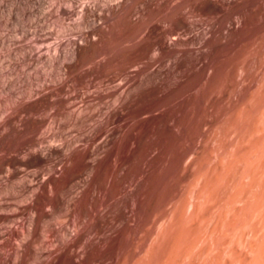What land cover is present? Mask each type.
<instances>
[{"label":"rangeland","instance_id":"obj_1","mask_svg":"<svg viewBox=\"0 0 264 264\" xmlns=\"http://www.w3.org/2000/svg\"><path fill=\"white\" fill-rule=\"evenodd\" d=\"M23 1L0 0L27 54H0V173L37 185L51 264H264V0Z\"/></svg>","mask_w":264,"mask_h":264},{"label":"bare ground","instance_id":"obj_2","mask_svg":"<svg viewBox=\"0 0 264 264\" xmlns=\"http://www.w3.org/2000/svg\"><path fill=\"white\" fill-rule=\"evenodd\" d=\"M23 1V0H22ZM29 1V0H28ZM28 1H26V3L28 2ZM33 1V0H32ZM36 1H38V0H35V2ZM40 1V3H44V4H46V0H45V2L43 1V2H41V0H39ZM38 1V2H39ZM53 1V2H52ZM51 2L52 3H50V5L52 6V4L54 5V4H59L61 1L60 0H52ZM24 2V1H23ZM67 2V1H66ZM22 3V2H21ZM25 2H24V4L23 5H25L26 4ZM29 4V3H28ZM28 4H27V6H28ZM34 4V3H33ZM32 3H30L29 4V6L30 5H33ZM65 5V3L63 2L61 5ZM67 4L68 3H66V8H68V6H67ZM41 5V4H40ZM60 5V6H61ZM27 6H25V7H27ZM28 6V7H29ZM34 6V5H33ZM55 6V5H54ZM59 5H58V8L60 7ZM31 7V6H30ZM38 7H42V5L41 6H38ZM38 7L36 6V8L38 9ZM55 7H57V5L55 6ZM34 8V7H33ZM52 8V7H51ZM50 8V9H51ZM29 9V8H28ZM54 9V8H53ZM53 9H51L52 11H53ZM39 10V9H38ZM49 10V9H48ZM59 10V9H58ZM68 10V9H67ZM67 10H64L63 9V7L61 6L60 7V11H62V13L63 14H67L68 13V11ZM32 11H34V9L32 10ZM29 12H31V10H29ZM25 13V12H24ZM23 13V14H24ZM33 13V12H32ZM37 13V12H36ZM49 13H52V12H49ZM48 13V14H49ZM30 14V13H29ZM45 16V15H44ZM42 17V16H41ZM48 17V16H47ZM35 20H37V19H35ZM23 26V25H22ZM26 26V25H25ZM31 27V26H30ZM33 28V27H32ZM24 29H25V27H24ZM28 29V28H27ZM33 30V29H32ZM27 32V31H26ZM26 32H23L22 31V34L23 33H26ZM33 31H31V34L33 35L32 36V38H34V42L33 41H29V42H32V44L33 43H39V41H41L42 42V40H39L38 39V41H36L37 40V33H35V32H33ZM30 33V32H29ZM28 33V34H29ZM27 34V36L24 34V36L23 37H28V36H30V35H28ZM8 34H6V35H2V36H5L6 38H8V42H11L9 39H13V38H9V37H11V35H9V37L7 36ZM17 36H19V34L17 35ZM16 36V37H17ZM1 39H3L2 37H0ZM14 39H16V41H18L17 40V38H14ZM36 39V40H35ZM33 40V39H32ZM4 41V40H3ZM15 40H13V44H14V42H16ZM25 41V40H24ZM44 41V40H43ZM47 41L48 40H46V43H47ZM6 41H4V43H5ZM40 42V43H41ZM0 43H1V41H0ZM11 43V44H12ZM18 43V42H17ZM43 43V42H42ZM45 42H44V44H46ZM13 44L11 45V48L9 47V48H7V49H2L1 47H0V50L2 49V51H0V54L2 53H6V55H5V58L3 57L4 56V54L2 55V57H3V59L5 60L6 58H9V59H11L12 57H14V56H12V51H16V50H19V54H17V55H15V57L16 56H18L19 58H24V57H27L26 55V52L24 53V49H22L21 48V45H19V47L21 48V49H14V48H12L13 47ZM19 44V43H18ZM26 44V43H25ZM24 44V45H25ZM29 44V43H28ZM6 45V44H5ZM16 45V44H15ZM7 47H8V45H7ZM16 47H17V45H16ZM25 51H27V49L25 50ZM30 54V53H29ZM2 59V58H1ZM1 59H0V61H1ZM13 59V58H12ZM6 60H8V59H6ZM5 60V61H6ZM20 60V59H19ZM18 60V61H19ZM14 61H16V58H14ZM12 62H13V60H12ZM12 62H5L6 64L7 63H12ZM1 63H2V61H1ZM0 63V66L2 65ZM19 63V65L21 64L20 62H18ZM5 64V65H6ZM16 64H17V62H16ZM16 64H14V66H12L11 68H12V71H14V67H15V65ZM4 65V64H3ZM2 65V66H3ZM19 65H17V66H19ZM15 67V68H18L19 69V67ZM4 67V66H3ZM6 67H8V66H6ZM21 67V66H20ZM2 68V67H1ZM20 70V69H19ZM18 70V71H19ZM0 71H1V69H0ZM3 72L4 71H2L1 72V76H3L2 74H3ZM22 72V71H21ZM15 74H16V71L14 72ZM18 73V72H17ZM20 74V73H19ZM5 77V76H4ZM8 78V77H7ZM18 78V77H17ZM5 79V78H4ZM1 82H0V85H3V84H1L2 83V79L0 80ZM5 81H7V80H5ZM8 82V81H7ZM15 83V82H14ZM20 83V82H19ZM23 84H24V82H23ZM22 84V85H23ZM6 85V84H5ZM9 85H10V89H8V90H11V91H13L12 89L14 88L15 89V85L12 87L11 85L12 84H10L9 83ZM8 86V85H7ZM4 87V86H3ZM19 87H20V84H19ZM5 88V87H4ZM8 88V87H7ZM17 88V87H16ZM2 89V88H1ZM21 89H19V94H21L22 92L20 91ZM21 92V93H20ZM7 93V92H6ZM14 93V92H13ZM10 94V93H9ZM18 94V93H17ZM89 97H91V96H89ZM93 97V96H92ZM88 98V97H87ZM89 100H90V98H89ZM88 100V101H89ZM83 102L82 103H85V101L84 100H82ZM87 101V100H86ZM76 102H77V99H76ZM82 103H80L81 105H82ZM87 104V102L85 103V105ZM73 105L74 104H72V108H73ZM78 105V104H77ZM87 105H90V103L89 104H87ZM75 106V105H74ZM78 107H80V106H78ZM86 107V106H85ZM76 109V108H75ZM80 110V109H79ZM78 110V111H79ZM80 112V111H79ZM83 113H84V111H83ZM79 115H81V114H79ZM77 116H78V114H77ZM56 117V116H55ZM54 117V118H55ZM58 117V116H57ZM56 117V118H57ZM67 117V116H66ZM53 118V119H54ZM56 118L54 119L55 121H57L56 120ZM75 119V118H74ZM78 119V118H77ZM62 120V119H61ZM63 122V121H62ZM51 123V122H50ZM71 124V123H70ZM72 126H74V124L72 125ZM72 126H70L68 129H71L72 128ZM49 127V126H48ZM46 128V129H48L49 130V128ZM63 127V126H62ZM63 128H65V127H63ZM67 128V127H66ZM66 128L62 131L63 133H64V135H68V134H71L70 132H68L69 130L67 129L66 130ZM46 129H44V131L43 132H45V130ZM76 129V128H75ZM51 130V129H50ZM62 130V129H61ZM56 131V130H55ZM71 131H73V129L71 130ZM43 132H38L39 134H43ZM58 132V131H57ZM59 132H60V130H59ZM66 132H67V134H66ZM55 133V132H54ZM62 133V134H63ZM52 135H53V133H51ZM59 134V133H58ZM178 134V133H177ZM45 134H43V135H41V136H44ZM82 135V134H81ZM39 136L40 135H38L37 136V139L36 140H38V138H39ZM40 136V137H41ZM46 136H47V134H46ZM49 136V135H48ZM75 136V135H74ZM77 136V135H76ZM83 136V135H82ZM52 136H50V137H47V139H44L45 141H49V140H51L52 138H51ZM66 137H68V136H66ZM71 137V136H70ZM173 137H174V135H173ZM44 138H46V137H44ZM48 138H51V139H48ZM64 138V137H63ZM68 139V138H67ZM70 139V138H69ZM69 139L68 140H65V139H62L61 140V138H60V141H69ZM80 139V138H79ZM85 139H86V137H85ZM40 141H42L41 140V138L39 139ZM40 141H35V142H39L40 143ZM82 140H80V142H81ZM56 142V141H55ZM70 142V141H69ZM78 142V141H77ZM84 142V141H83ZM34 144V146H38V144ZM51 143V142H50ZM49 143V144H50ZM62 144H61V146L62 145H64L63 144V142H61ZM67 143V142H66ZM75 143V142H74ZM173 143V142H172ZM41 144H42V142H41ZM44 144V143H43ZM41 145V147H44V146H46V144L45 145ZM68 144H70V143H68ZM78 144V143H77ZM70 145H72V144H70ZM69 145V146H70ZM175 145V144H174ZM64 146H66V145H64ZM39 147H40V145H39ZM50 147H52V146H50ZM37 148V147H36ZM35 148V149H36ZM53 148V147H52ZM51 148V149H52ZM65 148H67V147H65ZM71 148L72 147H70L69 149H70V151H71ZM34 149V148H33ZM46 149V148H45ZM49 149V148H48ZM50 149V150H51ZM47 150V149H46ZM62 150H64L63 148H62ZM52 151V150H51ZM50 152V151H49ZM49 152H48V154H49ZM63 152H64V154H65V150L64 151H62V154H63ZM66 152H69V150L67 149V151ZM68 155V154H67ZM70 155V154H69ZM50 156V155H49ZM52 156V155H51ZM74 156V155H73ZM81 157V156H80ZM62 158H66L65 157V155H64V157H62ZM79 158V157H78ZM83 159V158H82ZM81 158H79V160H80V163H82L83 164V162H81V160H82ZM48 160H49V158H48ZM61 162L63 161V160H60ZM67 162H69L68 161V158H67V160H66ZM65 161V162H66ZM84 161V160H83ZM63 163L64 162H62V164H59V165H63ZM79 163V164H80ZM65 165L66 164H64V167H65ZM74 165H75V162H74ZM57 166H58V164H57ZM56 166V167H57ZM59 167V166H58ZM76 167V166H75ZM53 168H55V167H53ZM52 168V169H53ZM63 168V167H62ZM61 168V169H62ZM74 168V167H73ZM8 169V168H7ZM50 169V168H49ZM51 170V169H50ZM56 170H57V168H56ZM9 171V170H8ZM14 172V171H13ZM13 172L11 171V172H9V173H12V174H9L8 172V174L6 175H2L1 173H0V184L1 183H3V187L1 186V188H0V264H51V261H50V259L51 258H54L53 256L55 255H58L57 254V252L58 251H55V249L56 250H58V247L57 248H55V247H52L53 246V244H52V252H50V249H51V247H48V249H47V247H45L46 246V244H48V243H46L47 242V240H48V238H49V235L52 233V229H51V226H50V224L49 223H52V221H54V220H52V219H50V218H55V215H53V213L54 212H50L49 213V211L48 210H50V211H52L51 210V207L50 206H53V205H50V202H53V200L52 201H50V202H48L47 201V199H48V197H46L47 199H46V206H47V209H46V207L44 208L46 211H48V213L50 214V222H48L49 220L47 219L46 221H43L42 220V218L44 219V212L42 211L41 212V214H43V216H41L40 215V213H39V209H38V205H37V203H36V201L38 200H36L35 201V198H36V194H37V190H38V188H37V185L36 184H32V182L30 181V179H29V181H30V185L28 186V189H27V191L28 192H26V193H28V196L27 197H24L21 193L23 192L24 193V190L23 191H20V190H22L21 189V187H20V190L18 189V184H19V180L21 181L22 179H21V177L20 176H17V175H15V174H13ZM56 171H54L53 173H55ZM3 173H5V172H3ZM16 173H17V171H16ZM72 173V172H71ZM48 174V173H47ZM35 177V178H37L38 176H36L35 175V173L33 172V174H31V179H32V177L33 176ZM38 175H40V174H38ZM18 177H20L19 178V180H18ZM33 177V178H34ZM29 178H30V176H29ZM40 178V180L42 179V177H39ZM34 180V179H33ZM32 180V181H33ZM36 180V179H35ZM34 180V181H35ZM27 182V181H26ZM23 183V182H22ZM28 183V182H27ZM37 183H38V180H37ZM42 184V183H41ZM41 184H39V185H41ZM20 185V184H19ZM26 185V184H25ZM25 188V186L23 185L22 186V188ZM27 187V186H26ZM39 187V186H38ZM51 187V186H50ZM23 188V189H24ZM56 190V189H55ZM49 192H53L52 190H50ZM25 193V194H26ZM55 193V192H54ZM4 197L6 198V199H4ZM8 197V198H7ZM40 197V196H39ZM42 199V198H41ZM42 203V202H41ZM44 203H45V201H44ZM3 204H4V206H5V204L7 205V207L6 208H4V207H2L3 206ZM53 204V203H52ZM43 205V204H42ZM54 207V206H53ZM57 207V206H56ZM56 207H55V209H56ZM42 208V207H41ZM54 209V210H55ZM6 210H8V211H6ZM43 210V209H42ZM53 210V211H54ZM6 211V212H5ZM69 211V210H68ZM56 212V211H55ZM67 212V211H66ZM1 213H4V215L3 214H1ZM47 213V212H46ZM54 214H58V213H54ZM2 215V216H1ZM61 215L62 214H60V218H61ZM47 216H49V215H47ZM58 217V216H57ZM60 218H57V219H59L60 220ZM73 219V218H72ZM80 218L79 217H75L74 218V221H73V226L72 227H70V228H72V233H71V230L69 231L70 232V234L71 235H73L74 234V236L75 235H78L79 233H80V230H82V229H80L81 228V226L82 225H80V227L78 226L79 224H82L80 221H79V224H78V222H77V220H79ZM45 220V219H44ZM62 221L63 220H66L67 221V219L66 218H64L63 219V217H62V219H61ZM60 220V221H61ZM56 221V220H55ZM61 221V222H62ZM68 222H70L71 223V221H68ZM68 222H67V224H68ZM69 223V224H70ZM62 224H64V223H62ZM63 225L64 226V228L63 229H67V227L69 226V225ZM65 226H67V227H65ZM71 226V225H70ZM60 226H59V228L57 227L56 229H58V231H57V233L58 234H60ZM85 228V227H84ZM86 229V228H85ZM85 229H83V231L81 232V233H83L84 231H85ZM55 230V229H54ZM60 230V231H59ZM68 230L69 229H67L66 230V232H68ZM62 232L64 233V231L62 230ZM86 232H87V230H86ZM80 233V234H81ZM85 233V232H84ZM54 234V233H53ZM53 234H52V236H53ZM62 234V233H61ZM70 234H69V236L67 237V239L70 237ZM65 235H66V233H65ZM51 236V237H52ZM73 236V237H74ZM50 237V238H51ZM54 237V236H53ZM52 237V238H53ZM63 237H66V236H63ZM76 238H77V236H75ZM81 238H82V236H80ZM56 237H54L53 239H55ZM58 238V237H57ZM79 238V237H78ZM84 238H85V235H84ZM75 239V238H74ZM50 241H51V239H50ZM49 241V242H50ZM57 241H59V239L57 240ZM57 241H56V243H57ZM65 241H67V240H65ZM63 242L64 244H66V242ZM70 241H73V239L72 240H69L68 242H70ZM75 241V240H74ZM78 241V240H77ZM87 241V244H88V240H85V242ZM67 242V245H64V246H66V247H68V245L70 244V243H68ZM81 242H83V241H81ZM80 242V243H81ZM51 243H54L53 241L51 242ZM84 243V242H83ZM50 244V243H49ZM60 244V242H58V245ZM71 244H73V242L71 243ZM70 244V245H71ZM87 244H84V245H86L87 246ZM69 245V249H68V256H69V258H64V260H60L59 261V264H72V262H73V259H75V258H79V257H81V259L79 260V262H85L86 260H87V256L88 255H86V254H79L82 250V246L81 245H78V248H77V250L75 251H73V250H71V247L72 246H70ZM56 246V245H55ZM64 246H62L61 245V247H63L62 249H64ZM80 246V247H79ZM62 249H61V251H62ZM65 249H67V248H65ZM72 249H75V248H72ZM63 252V251H62ZM62 252H60L61 254H62ZM56 253V254H55ZM83 257V258H82ZM56 258V257H55ZM55 260V259H54ZM77 261V260H76ZM54 261H52V263H53Z\"/></svg>","mask_w":264,"mask_h":264}]
</instances>
